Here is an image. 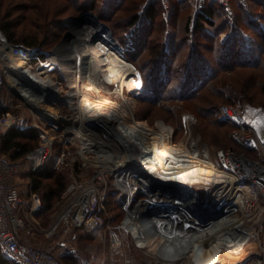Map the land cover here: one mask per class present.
<instances>
[{
    "label": "rangeland",
    "instance_id": "rangeland-1",
    "mask_svg": "<svg viewBox=\"0 0 264 264\" xmlns=\"http://www.w3.org/2000/svg\"><path fill=\"white\" fill-rule=\"evenodd\" d=\"M106 1L108 0H0V22L5 20L12 22L14 31L22 34V40L25 36H33V34L36 33L39 35L41 45L30 48L23 44L22 41H19V43L9 42L0 28L5 44L11 46V49L16 48L22 56L23 59L18 61L25 64L26 67H39V69L36 70L37 74L35 79L38 82H44L45 78L39 73V71H41L53 85L59 87L60 92L55 95L54 98L47 97L44 102L42 101L40 103L45 106L44 108L52 112H60L66 117H75V111L69 107L73 99L66 97L69 96L68 94H76L77 91L76 89H70L67 77L63 75L64 73L61 71L60 67L50 62L47 63V60L48 57H62L72 50L71 42L73 34L71 29H79L83 24L80 22L81 18L89 14L94 16L100 25H105L110 33L112 32L111 35L113 40L121 47L125 60L137 69L140 76V84L137 87L131 88L129 82L124 84L123 93L131 99L133 110L132 113L128 112L127 117L123 119V124L125 128L129 129L133 123H144L146 132L149 133V141L145 144V148L149 149L155 146L156 148L154 149L157 150L158 147H162L161 154H164L165 150L169 147L181 145L184 153L182 158L185 160L187 158L190 159V152L193 151L192 146L197 142V150L204 147L209 149L214 165L218 167L217 154H219L220 151L232 150L237 152L234 148L242 149L243 146L241 141L244 133L254 132L256 135L262 137L264 131V116L261 121H258L259 127L257 128L253 127V123L251 122L256 118V115H260L261 113L264 114V94L258 89L255 78L253 79L256 73L258 77L259 71L257 72V70L250 68L249 64L255 57L258 56L260 58L264 55V0H226V5H221L217 0H210L218 5L216 12L217 15L219 14V17H226L225 19L231 23L232 27L234 24L239 26V29L236 31L239 35H232L235 45V52L233 53V51H231L233 57L229 52L227 53L226 47L225 49H215V51L199 50L200 54L203 55L201 60L210 62L211 65H216V62H219V64H223L226 69L229 68L230 64H233L231 62L229 64L228 62L231 59L239 62L242 60L250 61H247L248 66L240 64V66L232 68L231 72L221 73L217 77L218 80L225 77V81L234 86L235 94H231V92L230 94L227 92L224 94H216L209 88H206L201 89L195 95L185 94L186 91L180 94L179 92L181 91L173 88V84H175V81L176 83H181V76H183V74L180 73L177 77L173 75L171 80L166 82V70H168V68L167 65H164L162 58L152 56V48L145 47L144 49L142 48V44L141 47H139L140 40L139 38L137 39L136 36L141 37V33L139 35L137 32L144 31L147 27H139L135 32L134 30H124L121 27L122 23L119 24L121 26L118 27L115 22H119L120 19H122L118 18L121 12L117 13L113 21L103 17L104 9L108 11L106 7L112 5ZM177 1L179 2L180 0H166L165 5L162 6V13H167V11L170 10V5ZM186 1L183 7L185 12L183 13L185 15L188 13L194 14L198 9L197 0ZM206 1L208 2L209 0H204L203 6ZM104 3L105 5L107 3V6H105ZM93 5H95V8L91 10ZM104 14H107V12ZM41 17L45 19L42 23L39 21ZM173 21L176 24H173ZM171 22V28L168 29L166 37L168 53L173 49V34H175V30L179 31L182 27L183 18H178L177 22L173 19ZM108 30L106 29V32H108ZM206 30L211 32V28L209 27H207ZM230 30L231 28L229 26L228 30H224L219 35L218 40H228L226 38ZM201 44L205 47L209 45L208 41L203 39ZM59 45L61 47L63 46L62 49L58 47ZM152 45L159 48V42L157 41H152L151 46ZM226 45H229L228 42ZM65 46H68V49H66ZM252 47H254V49H252ZM3 51L8 54L7 50ZM59 51L64 52L60 53ZM187 53L186 51L178 52L176 64L179 59V62L183 61ZM120 56L122 55L120 54ZM230 56L231 59L228 58ZM3 58L4 57H2L0 53V66ZM45 63L47 64L45 65ZM191 63L193 65H198V67L208 68L207 64L196 59ZM101 76L103 78L101 82L97 80L94 82L87 81V86L85 87L90 99L95 100L97 98L95 90L100 87L102 94L110 97V100L119 103L120 99L116 93L115 85L109 81L105 73ZM80 80L81 85L86 84L83 78H80ZM222 82L220 83L222 84ZM164 84L172 86L171 89L173 88L174 93L173 91L164 93ZM79 92L82 94V90ZM243 92L245 93L243 94ZM16 94L18 93L14 92L9 87L5 90V109L25 117L28 119V123H33L34 119L40 124L41 128H43L42 126L46 124V121L41 119L40 116H37L34 112L35 109L33 110L32 107H29V105L22 100V97ZM191 95L194 96L186 99L185 96ZM66 99L69 102L64 101ZM39 102L34 104V107H36V105L40 106ZM54 103L56 104L53 105ZM78 103H80V101L78 102L77 98L73 104V108L76 105L78 106ZM213 106H228L235 109L239 120L221 119L216 111H211ZM117 110H119V108L114 109L112 113L114 114L115 112V114H117ZM82 112L83 114H89V112L84 109ZM207 114H211L213 119L206 116ZM102 117L108 118V116L105 115ZM158 122H163L170 128H164L160 133L157 128ZM44 131L46 133L47 129ZM89 131L94 135L96 134V138L100 137L98 126L90 127ZM41 132L43 133V131ZM56 132L59 133V131ZM47 133L49 136L53 135L50 131H47ZM161 138L163 139L162 141ZM74 148L77 150L75 145ZM244 151L245 150L237 153L243 154L254 160L263 159L261 151H259V156L256 151L252 153H245ZM86 161L87 178L96 175L100 170L106 175L107 197L104 202L106 209L105 225L99 232L85 234L76 223V198L61 201L59 197L54 200L51 207L44 206L42 201L43 207L35 214V220L42 230L49 231L53 225L54 218L58 214L63 213L64 217L61 219L60 223L55 224L53 235L50 238H46L44 232L42 233L40 231L34 236L35 240H30L31 243L40 244L42 247L54 252L61 264H199L200 260L203 263L207 262L206 257L202 256L204 255V249L197 248L195 245L192 247L193 249L187 250V253L183 254L179 259L177 258V260L167 261L162 259L158 255V249L162 243L161 237L158 234H150L147 239V241H150L145 245L142 244L143 246L140 245L137 242L138 239H135L130 233L125 232L123 229L122 223L127 216V210L122 206V200L124 199L123 190L117 183L118 180L115 176L116 174H114L112 164H101L99 158L96 157L95 150H91V148L87 152ZM55 170L57 172H64L67 184L66 167L57 168ZM133 175L135 177H133L132 174L125 173L123 179L131 184L135 182L134 178L138 177L135 174ZM21 179L23 180L22 183H24V187L21 188V193L23 192L24 194V192H27L26 178L23 175ZM153 190L163 192V196L159 197L160 201L157 200L159 203H163L162 201L165 199L164 196L167 197L171 195L172 198L176 197L175 191L178 190V187L177 189L176 187L170 186L162 187L155 183L152 185H143L141 188L136 187L130 205L133 206L141 200L153 199L152 194L155 192ZM39 193L42 197V193ZM195 194L204 193L202 191H192L188 194L185 193L184 198L195 197ZM206 195L207 194H204L201 197L205 198ZM196 207L194 209L189 208L187 211L181 210L182 219L185 218V214L187 213L191 216H196V218L202 221L203 216L210 215L214 211L213 206L202 208L198 205ZM142 213H144V216H141L142 218H139L140 220L149 218L153 213L167 214L170 220H173V216L176 214L173 209H169L168 207L163 209L161 206L150 207L149 209L142 210ZM112 233L116 235L115 237L119 241L118 245H113L114 239H111ZM222 243L224 242L218 240L214 242L212 246L219 247ZM199 244H204L203 240H198V245ZM223 251L225 250H222L221 253ZM208 253L209 252H206L205 255L207 256Z\"/></svg>",
    "mask_w": 264,
    "mask_h": 264
},
{
    "label": "bare ground",
    "instance_id": "bare-ground-1",
    "mask_svg": "<svg viewBox=\"0 0 264 264\" xmlns=\"http://www.w3.org/2000/svg\"><path fill=\"white\" fill-rule=\"evenodd\" d=\"M80 22L83 24L79 29H71L73 34L72 50L70 49L71 51L68 53L65 52L66 54L62 57H48L47 63L58 65L64 73L63 75L67 77L70 89H76L77 91L76 94H68L69 96L66 98L76 100L78 98V102L80 101L78 106L74 105L73 109L77 112V115L72 122L81 124V122L85 123L87 121L88 149L95 150L96 157L99 158L101 164L110 163L114 168L117 183L123 190L122 206L127 210V216L122 223L124 231L138 239L137 242L140 245H145L150 241H147L150 234H158L162 242L158 249V255L167 261L179 259L187 253V250L193 249L192 247L195 245L197 248L204 249V255L202 256L207 259V262L204 263L200 260L199 264H233L240 258V254L246 246L242 241L224 242L220 239V234H222L228 223L231 225L230 222L232 221L229 219L228 222H225V219H223L203 222L196 216L192 215L194 219L187 213L185 214L187 217L185 216L182 219L181 210L194 209L198 205L202 208L207 206L226 208L227 202H233L234 198H238L235 195L233 199L228 198L233 194L230 189L234 179L214 165L209 149L204 147L197 150V142L192 146L193 151L190 152V159L184 160L181 145L169 147L164 154H161L162 147H158L157 150L154 149L155 146L149 149L145 148V144L149 141V133L146 132L144 123L136 122L132 124L131 128H125L123 119L127 117L128 112L132 113L133 103L123 93L124 84L129 82V86L135 88L140 84V76L137 69L132 67L115 50L106 28L88 15H84ZM0 41V53L4 57L3 66L8 70L11 82L19 86L17 89L13 88L15 89L14 92L24 97L32 107L47 97L54 98L60 92L59 87L53 85L41 71L39 73L45 78L44 82H38L35 79L36 70L39 67H26L25 64L19 62L18 60L23 59L22 56L16 48L11 49V46L5 44L1 32ZM58 47L62 49L63 46L59 45ZM67 47L65 46L66 49H68ZM3 50H7L8 54ZM104 73L109 81L115 85L116 93L120 99L119 103L102 94L100 87L95 90L97 94L95 100H91L89 94H87L85 87L87 81L94 82L97 80L101 82V79H103L101 75ZM80 78L84 79L85 85H81ZM81 90L82 94L79 92ZM116 108H119V110H117V114L115 112L113 114L112 111ZM34 109L48 121L59 118L51 110H45L38 105ZM83 109L89 114H83ZM104 115L108 118H103ZM263 116L264 114L261 113L252 120L256 128L259 127L258 121H261ZM95 126H98L99 130L100 137L98 138L95 137L96 134L94 135L89 131L90 127ZM157 128L161 133L163 128L160 125ZM242 164L257 168L255 164L249 161L246 162L244 159H242ZM243 172L246 171L243 169ZM259 172L262 171L259 169ZM125 173L132 174L133 177H135L133 175L135 174L138 177L134 178L135 182L130 184L123 179ZM153 183L178 187V190L175 191L176 197L164 196L163 203H159V197L163 196V192L153 190L155 191L152 194L153 199L141 200L131 206L136 187L141 188L143 185H152ZM192 191H202L207 195L205 198L201 197L204 194H195V197L184 198L183 192L189 193ZM154 206L173 209L176 212L173 220H170L169 215L164 213H154L155 216L151 215L148 219H139L144 216L142 210ZM113 239V245H118L117 238L114 237ZM198 240H203L204 244L198 245ZM218 240L224 242L222 245L226 244L219 247L212 246ZM221 249L225 251L221 253ZM206 252H209L207 256L205 255Z\"/></svg>",
    "mask_w": 264,
    "mask_h": 264
},
{
    "label": "built area",
    "instance_id": "built-area-1",
    "mask_svg": "<svg viewBox=\"0 0 264 264\" xmlns=\"http://www.w3.org/2000/svg\"><path fill=\"white\" fill-rule=\"evenodd\" d=\"M217 1L221 5L227 4L226 0ZM203 4L204 0H197L198 9L203 7ZM8 87L14 91L19 86L11 82L9 72L2 63L0 66V136L11 128L33 127L40 131L41 139L34 150L21 160L12 161L0 152V254L16 264H61L54 252L40 244L30 242V240H35L34 236L40 231L44 232L46 238H50L53 235L55 224L60 223L64 217L63 213L58 214L49 231H44L38 226L35 214L41 210L43 204L41 195L32 189L31 175L49 163L55 169L66 167L68 183L60 194V200L76 198V223L85 234L99 232L105 225L106 175L100 170L96 175L87 178L86 160L89 151L87 121L81 124L72 122L77 115L73 109L75 99L69 104V107L75 111L74 118L54 111L53 113L59 118L48 121L21 96L22 100L33 108L36 115L46 121L41 128L36 120L33 119V123H28L25 117L5 109V90ZM16 95L19 96V94ZM45 100H41L39 105L47 110L40 104ZM64 101L69 102L67 99ZM218 114L223 120H239L235 109L228 106H220ZM44 128L53 135L49 136L47 131L45 133ZM262 143H264V131L262 137L254 132L244 133L241 141L243 147L256 151L258 156L261 151L262 160L261 158L254 160L232 150L220 151L217 154V168L234 179L230 189L233 194L228 198L233 199L238 196L233 199V202H227L226 208L213 207L212 213L220 215L216 220L225 219V222H228L230 219L232 221L231 225L229 223L226 225L220 234V239L224 242L242 241L246 246L240 258L233 264H264V144ZM242 159L252 162L257 168L244 166ZM259 169L262 172H259ZM23 175L27 186L25 199L21 196L18 183V179H21ZM158 185L173 187L168 184ZM152 216L155 214L153 213ZM115 236L112 233L111 239L113 240Z\"/></svg>",
    "mask_w": 264,
    "mask_h": 264
},
{
    "label": "trees",
    "instance_id": "trees-1",
    "mask_svg": "<svg viewBox=\"0 0 264 264\" xmlns=\"http://www.w3.org/2000/svg\"><path fill=\"white\" fill-rule=\"evenodd\" d=\"M165 1L166 0H108L106 2H109V4L112 5L107 6V3L106 5L104 3V5L107 6L106 9H108V11L104 9L103 17H106L107 19L113 21L115 16H117V13L121 12V15H119L118 18L122 19H120L119 22H115L118 27H120L121 25L119 24L122 23L121 27L124 30H134V32L136 31V29H139V27H147L146 30L137 32L139 33V35L141 33V37L136 36L137 39L139 38L140 40L139 47H141L142 44V48L144 49L145 47H149L150 49L152 48L151 55L162 58L164 65H167L168 68V70H166V82L170 81L173 75H176L177 77L180 73L183 74V76H181V83H176L175 81V84H173V88L181 91L179 92L180 94L183 91H186L185 94L195 95L201 89L206 88H209L216 94H224L225 92H227L228 94H230V92L231 94H235L234 86L231 83L226 82L225 77L219 80L217 79V77L221 73L231 72L232 68H234L235 66H240V64H245L248 66L247 63L250 60H242L241 62H239L231 59V51H233V53L235 52V45L232 35H239V33L236 32L239 29V26L234 24V26L232 27L231 23L225 19L226 17H219V14L217 15L216 12L218 5H216L213 1H206L205 5L197 9L194 14L188 13L186 15L183 13L185 12L183 7L185 6L184 3L187 2L186 0H180L179 2L177 1L175 3L173 2L170 5V10L167 11V13H162V6L165 5ZM94 6L95 5H93L91 10L95 8ZM105 12H107V14H104ZM181 17L183 18V25L179 31L175 30L172 41L173 49L172 51H170V53H168L166 37L168 29L171 28V20L175 19V21L177 22L178 18L180 19ZM39 21L42 23L43 21H45V19L41 17ZM173 24L176 23L173 21ZM229 26L231 30L228 32L226 38L228 40H218L219 35L224 30H228ZM207 27L211 28V32H208L206 30ZM0 28L9 42L19 43V41H22L23 44L30 48L38 47L41 45L39 41V35H37V33L33 34V36H25L22 40V34L15 32L12 22H9L8 20L0 22ZM202 39L208 41V47H205L201 44ZM152 41L159 42V48L155 45L151 46ZM227 42L229 44L228 46L226 45ZM223 48H226L227 53L229 52L231 54V56L228 57L231 60L228 62L229 64L230 62L233 64H230L229 68L227 67L228 69L224 68L223 64H219V62H216V65H211L210 62L201 60V57L203 55L200 54L199 50L215 51V49ZM252 49H254V47H252ZM181 51L188 52L187 56L181 62H179V59L178 63L176 64L178 52ZM165 52H167L168 54ZM263 56H261L260 58L257 56L254 59L251 58L252 61L250 62L249 67L257 70V72L259 71L258 77L256 76V73L253 79L255 78L258 89L261 91V93L264 94ZM195 59L201 61L204 64H207L208 68L198 67V65L195 64L193 65L191 62ZM131 66L134 67L132 64ZM195 77L199 78L196 79ZM220 82H222V84ZM164 85V93L172 91L174 93L173 88L171 89L172 86H169V84ZM244 93L245 92H243V94ZM194 95L185 97L187 99L193 97ZM211 109V111H216V113H218L219 106H213ZM206 116L213 119L211 114H207ZM159 125L163 129L170 128L163 122H158L157 126ZM40 139L41 133L36 128H11L4 135L0 136V152L12 161L21 160L34 150V148L38 145ZM234 149L237 152L243 150H245V153L254 152L252 149L245 147H243L242 149ZM31 181L33 191L42 193V201L44 203V206L46 205L47 207L52 206L54 200L60 197V194L67 185L64 172H57L50 163L46 164L42 169L34 172L31 175ZM0 264L16 263L8 260L0 254Z\"/></svg>",
    "mask_w": 264,
    "mask_h": 264
},
{
    "label": "water",
    "instance_id": "water-1",
    "mask_svg": "<svg viewBox=\"0 0 264 264\" xmlns=\"http://www.w3.org/2000/svg\"><path fill=\"white\" fill-rule=\"evenodd\" d=\"M87 15L93 17L96 20V18L94 16L89 15V14H87ZM101 25L104 26V27H106L103 24H101ZM106 29L108 30L107 27H106ZM108 34H109V38L113 41V46L115 47V50H117L124 57V53H123L121 47L113 40L112 35H111V33H110L109 30H108ZM214 214L215 213H212L210 215L204 216L203 219H202V221L208 222V221H211V220H216V219H218L220 217L219 214H215V215Z\"/></svg>",
    "mask_w": 264,
    "mask_h": 264
},
{
    "label": "crops",
    "instance_id": "crops-1",
    "mask_svg": "<svg viewBox=\"0 0 264 264\" xmlns=\"http://www.w3.org/2000/svg\"><path fill=\"white\" fill-rule=\"evenodd\" d=\"M22 181H23L22 179H18V183H19L20 188L24 187V183H22ZM24 191H25V189H24ZM21 196L23 197V199H25L27 195L25 192H24V194L22 192Z\"/></svg>",
    "mask_w": 264,
    "mask_h": 264
}]
</instances>
